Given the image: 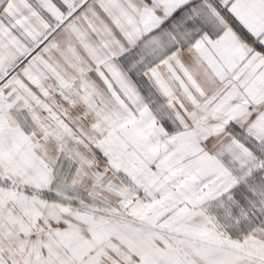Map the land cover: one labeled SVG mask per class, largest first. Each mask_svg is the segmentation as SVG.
<instances>
[{
	"label": "snow or ice",
	"instance_id": "obj_1",
	"mask_svg": "<svg viewBox=\"0 0 264 264\" xmlns=\"http://www.w3.org/2000/svg\"><path fill=\"white\" fill-rule=\"evenodd\" d=\"M0 264H264V0H0Z\"/></svg>",
	"mask_w": 264,
	"mask_h": 264
}]
</instances>
